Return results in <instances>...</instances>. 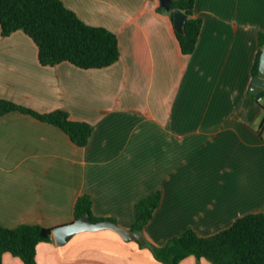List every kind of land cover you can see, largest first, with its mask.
I'll return each mask as SVG.
<instances>
[{
  "label": "crops",
  "instance_id": "crops-1",
  "mask_svg": "<svg viewBox=\"0 0 264 264\" xmlns=\"http://www.w3.org/2000/svg\"><path fill=\"white\" fill-rule=\"evenodd\" d=\"M85 24L113 32L119 57L102 68L41 65L23 31L0 33V99L65 111L92 126L84 146L20 111L0 116V225L48 228L91 214L131 228L135 204L158 191L144 242L84 231L35 247L37 264H163L149 245L192 230L209 236L264 212L263 110L250 91L264 0H194L201 29L183 54L161 0H61ZM2 264H24L4 252ZM178 264H212L187 256Z\"/></svg>",
  "mask_w": 264,
  "mask_h": 264
},
{
  "label": "trees",
  "instance_id": "trees-1",
  "mask_svg": "<svg viewBox=\"0 0 264 264\" xmlns=\"http://www.w3.org/2000/svg\"><path fill=\"white\" fill-rule=\"evenodd\" d=\"M171 2L169 14L172 22L173 9L187 15L183 34L175 29L174 32L181 52L191 54L201 29V20L193 16L194 0ZM16 30L23 31L35 43L41 65L66 61L82 69L102 68L115 62L120 53L113 32L85 24L61 0H0L1 35L7 36ZM258 44L253 76L257 74L261 48L264 47L263 33L258 34ZM11 111H20L60 128L75 145L81 147L87 143L92 131L90 124L71 120L65 111L38 113L0 99V116ZM159 198V192L155 191L137 201L131 230L142 232ZM90 203L88 196H80L74 205V218L88 213L94 221L106 219L94 217ZM52 229L37 224H20L14 228L0 225V264L4 252L20 258L24 264H37L35 247L39 242L51 240ZM148 247L155 259L163 264H178L190 255L204 257L212 264H264V212H250L236 219L228 228L209 236L187 230L169 239L163 246Z\"/></svg>",
  "mask_w": 264,
  "mask_h": 264
},
{
  "label": "water",
  "instance_id": "water-1",
  "mask_svg": "<svg viewBox=\"0 0 264 264\" xmlns=\"http://www.w3.org/2000/svg\"><path fill=\"white\" fill-rule=\"evenodd\" d=\"M161 5L164 10L171 9V0H161ZM173 24L175 30L183 34L184 24L187 15L179 10H172ZM250 91L258 94L264 91V47L261 48L257 74L252 78ZM112 230L119 234L124 240H137L144 242L141 233L125 228L111 219H103L94 221L88 213L83 214L81 217L75 218L73 221L56 226L52 229V235L57 245L65 244L74 234L84 231H99V230Z\"/></svg>",
  "mask_w": 264,
  "mask_h": 264
},
{
  "label": "built area",
  "instance_id": "built-area-1",
  "mask_svg": "<svg viewBox=\"0 0 264 264\" xmlns=\"http://www.w3.org/2000/svg\"><path fill=\"white\" fill-rule=\"evenodd\" d=\"M256 101L259 103L263 110V122H262V132L264 134V94L256 95Z\"/></svg>",
  "mask_w": 264,
  "mask_h": 264
},
{
  "label": "rangeland",
  "instance_id": "rangeland-1",
  "mask_svg": "<svg viewBox=\"0 0 264 264\" xmlns=\"http://www.w3.org/2000/svg\"><path fill=\"white\" fill-rule=\"evenodd\" d=\"M100 27V26H99Z\"/></svg>",
  "mask_w": 264,
  "mask_h": 264
}]
</instances>
